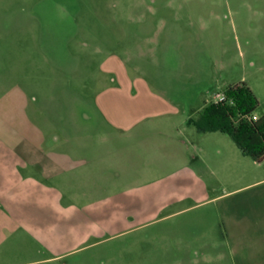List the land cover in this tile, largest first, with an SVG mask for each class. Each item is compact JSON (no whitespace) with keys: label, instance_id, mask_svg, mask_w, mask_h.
I'll return each mask as SVG.
<instances>
[{"label":"rangeland","instance_id":"374dc122","mask_svg":"<svg viewBox=\"0 0 264 264\" xmlns=\"http://www.w3.org/2000/svg\"><path fill=\"white\" fill-rule=\"evenodd\" d=\"M59 58L68 109L75 90V106L111 112L115 126L125 113L169 111L163 122L191 145L186 160L160 161L154 148L133 157L137 146L116 141L126 174L109 187L98 181L97 198L75 200L97 201L95 235L71 256L35 264H264V160L242 155L228 134L203 130V109L238 83L258 100L254 115L264 116V0H0L1 80L51 90L44 79ZM92 120L102 142L108 119ZM229 227L242 242L236 252ZM29 260L18 251L0 264Z\"/></svg>","mask_w":264,"mask_h":264},{"label":"crops","instance_id":"0c3cea01","mask_svg":"<svg viewBox=\"0 0 264 264\" xmlns=\"http://www.w3.org/2000/svg\"><path fill=\"white\" fill-rule=\"evenodd\" d=\"M58 61L48 68L52 79H44L49 87L53 86L51 90L47 88L52 93L33 80L27 85L30 91H25L18 82L0 79V248L5 246L0 257L16 256L18 251L26 253L30 260L24 264L64 259L78 251L76 244L84 236L95 235L98 224L93 215L98 213L97 201L78 207L75 200L97 198L98 181L107 182L109 187V181L126 174L124 168H118L120 164L114 156L116 141L123 140L125 147L137 146L139 152L133 151V157L147 155V150L154 148L160 161L163 157L186 160L191 145L180 137L182 132L163 122L173 115L169 111L155 116L125 113L124 123L115 126L111 112H106L105 117L88 106L87 113L82 105L75 106V90L69 93L68 109L67 95L61 93L58 78L66 67L61 58ZM33 65L31 69H35V62ZM71 67L80 69L77 63ZM107 71L110 83L115 82L114 69ZM52 102L58 103L56 110L50 109ZM96 117L108 119L103 120L106 128L101 133L102 142L98 141V129L92 120ZM148 120L156 126H146ZM99 149L105 150L103 157H99ZM119 151L133 158L127 149ZM180 174L181 170H177L170 175ZM227 230L236 252L242 242L236 229ZM11 245L17 249L12 250ZM52 253V258L44 257Z\"/></svg>","mask_w":264,"mask_h":264},{"label":"trees","instance_id":"16d2710c","mask_svg":"<svg viewBox=\"0 0 264 264\" xmlns=\"http://www.w3.org/2000/svg\"><path fill=\"white\" fill-rule=\"evenodd\" d=\"M225 101L203 109V130L228 134L242 155L255 162L264 160V116L252 118L258 100L244 83L228 86Z\"/></svg>","mask_w":264,"mask_h":264},{"label":"built area","instance_id":"2783aa9c","mask_svg":"<svg viewBox=\"0 0 264 264\" xmlns=\"http://www.w3.org/2000/svg\"><path fill=\"white\" fill-rule=\"evenodd\" d=\"M225 101V96L223 93H219V94H216L215 96V100L213 103H221V102H224ZM253 120H256V117L254 116L252 118Z\"/></svg>","mask_w":264,"mask_h":264}]
</instances>
